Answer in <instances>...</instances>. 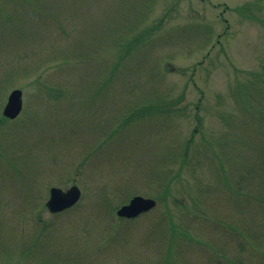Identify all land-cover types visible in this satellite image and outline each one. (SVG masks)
Wrapping results in <instances>:
<instances>
[{
	"label": "rangeland",
	"instance_id": "1",
	"mask_svg": "<svg viewBox=\"0 0 264 264\" xmlns=\"http://www.w3.org/2000/svg\"><path fill=\"white\" fill-rule=\"evenodd\" d=\"M123 30L143 47L95 93L111 69L92 79L80 46L103 69ZM147 103L172 112L120 122ZM134 195L156 206L118 219ZM226 259L264 264V0H0V263Z\"/></svg>",
	"mask_w": 264,
	"mask_h": 264
},
{
	"label": "trees",
	"instance_id": "2",
	"mask_svg": "<svg viewBox=\"0 0 264 264\" xmlns=\"http://www.w3.org/2000/svg\"><path fill=\"white\" fill-rule=\"evenodd\" d=\"M146 12H144V13H142L141 15H138L137 16V18L135 19V21H139V19H143L146 15ZM139 17V18H138ZM135 28V27H134ZM123 36H125V30H123L118 36H117V39H116V41H114L113 43H114V45L113 46H115V45H117L119 48H120V50H121V52L119 53V55H118V63H117V66H115L116 65V60L115 61H111V62H109L107 65H106V67H104L103 69L102 68H100V66H99V61H91L90 59L92 58V57H98V55H100L101 54V51H102V49L101 48H99V49H97V50H95V52L93 51L92 52V50H91V52H90V56H89V58H85V56L83 55L84 53V48L86 47V46H83L82 45V47L80 46V56H79V58H80V65L81 64H83V63H87V62H94V64H90V66H91V70L90 71H85V69L84 70H82L83 72L85 71L86 72V74H89L90 73V76H92V79L94 78V77H98V74L99 73H102L107 67L108 68H110L111 69V74H110V76H108L107 78H106V80H104V82H102V83H100V81H98L97 83H96V85H95V87L96 88H93L95 91H93V92H99V91H97V90H100L99 89V87L101 86V84H103V83H105V82H108V80H111V79H113V78H115V73L120 69V67H121V65L123 64V62H124V60L127 58V56L130 54V53H132V52H134V51H137V50H139V49H141L143 46H142V35L141 36H131V41H130V43L128 44V41L130 40V39H127V40H125L124 38H123ZM149 40V39H148ZM127 41V42H126ZM144 42H146V41H144ZM143 42V43H144ZM112 43V44H113ZM108 44H110V43H108ZM145 45V44H144ZM142 46V47H141ZM78 48H79V46H77ZM94 50V49H93ZM83 53V54H82ZM79 60V59H78ZM114 63H115V65H114ZM107 70V69H106ZM93 71H95V72H93ZM81 72V71H80ZM81 75H83V73H80V76ZM131 85H132V83H131ZM101 88V87H100ZM162 104V103H161ZM172 112V109H170V107H168V105H163L162 104V106H158L157 104H155V103H152V104H149V103H147V104H142V105H140V106H135L134 107V109L133 110H131L125 117H123L122 118V120L120 121L121 123L123 122V123H125V122H127L128 120H134V119H140V118H144V117H146V115H150L151 113H158V114H165V116H167V115H170V113ZM188 143H189V141H188ZM187 145L188 144H186V147H187ZM185 151H186V148H185ZM187 159V156L185 155V154H183V156H182V162H184V160H186ZM188 161V160H187ZM189 162V161H188ZM109 209V208H108ZM114 210V209H113ZM118 219H120V220H122V218H118ZM136 219V218H135ZM133 220V219H132ZM127 221H131V220H127ZM173 224H171L170 225V236H169V241H171V240H174L175 238H177V237H179V238H182L181 236H179L178 235V233H177V231L175 230V228H174V226H172ZM190 239V238H189ZM169 249H170V247H167V251H168V253L170 252L169 251ZM23 254H25V252H22V255ZM221 256V255H220ZM224 257V256H223ZM225 261V260H224ZM226 262H228V264H241L242 263V261L240 262L239 260L237 261V262H233V263H230L229 261H228V259H226Z\"/></svg>",
	"mask_w": 264,
	"mask_h": 264
},
{
	"label": "water",
	"instance_id": "3",
	"mask_svg": "<svg viewBox=\"0 0 264 264\" xmlns=\"http://www.w3.org/2000/svg\"><path fill=\"white\" fill-rule=\"evenodd\" d=\"M21 109V91L14 89L10 92L3 108V115L14 118ZM81 192L76 185H71L66 190L59 187H51L45 206L50 213H58L73 206L80 198ZM156 205L155 200L139 195L133 196L128 203L121 205L116 210V215L127 219L134 218L143 212H147ZM8 264V263H0Z\"/></svg>",
	"mask_w": 264,
	"mask_h": 264
}]
</instances>
